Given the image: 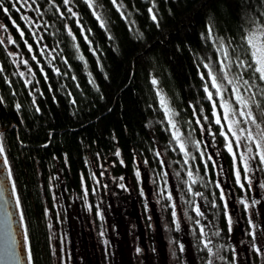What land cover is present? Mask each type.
<instances>
[{"label":"trees","instance_id":"trees-1","mask_svg":"<svg viewBox=\"0 0 264 264\" xmlns=\"http://www.w3.org/2000/svg\"><path fill=\"white\" fill-rule=\"evenodd\" d=\"M117 4L119 10L112 0H96L94 12L86 0H4L9 13L0 10V133L33 264H264V164L250 161L252 186L243 179L248 190L241 189L222 135L235 141L222 104L239 105L227 81H221L228 89L223 101L211 86L207 74L209 68L218 73L222 53L206 27H213V38L229 40L233 61L243 58L241 31L264 21V0ZM236 71L230 69V79ZM158 89L178 113L175 130ZM249 102L264 128V95L256 92ZM231 119L241 120L233 125L241 136L239 146L233 143L239 160L250 146L239 129H257Z\"/></svg>","mask_w":264,"mask_h":264},{"label":"snow or ice","instance_id":"snow-or-ice-1","mask_svg":"<svg viewBox=\"0 0 264 264\" xmlns=\"http://www.w3.org/2000/svg\"><path fill=\"white\" fill-rule=\"evenodd\" d=\"M70 0H64V3H69ZM90 8H93L95 12V3L96 0H86ZM113 5L119 8L121 7L119 4H117V0H112ZM0 10H2L5 14L9 13V8L4 6V0H0ZM19 11V9H16ZM69 11H71L69 9ZM149 12H152V9H149ZM75 15V13H73ZM25 20L28 19V17H24ZM96 19L99 21L101 27L105 26V20L102 18L101 15L96 14ZM151 19L159 23L157 15L153 12L151 15ZM253 27H250L247 30H242L240 35V40L242 41V47H243V58L237 56L235 61L231 59L232 51L229 47V40H226L223 37H220L218 40L213 38V32L214 29L211 25L206 26L207 27V38H212L213 43H219L220 47L217 49L218 52L222 53V57L219 58L218 63L220 65L219 71L216 74H213V71L211 68H209L208 65H205L206 68H209L208 76L211 80V86L216 89V94L220 96L221 100L223 101L224 96L223 92L228 91V89L223 88V85L221 81H227L228 85H231V94L234 95L235 103L236 105H239V107H235L230 102H225L222 104V107L224 109L223 113V120L228 121V129L229 132H231V136L235 137V141L229 138V133L224 132L222 135L225 136V139L227 140V151L232 154L236 167H235V177L237 183H239V186L241 189H245V184L242 182L243 179L247 180V184L249 186V189L252 186V179L247 176V173L253 171V169L250 167V161L251 160H259L260 164H264V128H261L260 124L257 123V117L253 114L252 106L250 104V100L253 96L256 95V92H259L261 95H264V87H261L260 84L253 83L254 78L261 83H264V21H262L260 24H256V22L253 20L251 21ZM13 24L17 27V29L20 31V36L24 37L25 33L23 30L19 28V25L16 24L15 21H13ZM69 34L72 35L71 29L68 30ZM111 39V37H109ZM73 39H75V36H73ZM85 39L87 40V37L85 36ZM3 43V40H0V44ZM12 43H15V41H12ZM25 44H27V41L25 40ZM79 46L77 45V48ZM29 51H31V45H28ZM35 59V57H33ZM80 59L83 60L84 57L81 55ZM26 64L27 61H24ZM236 68V74L233 78H229L230 69L232 67ZM0 71H3L2 68H0ZM245 74H247L248 78L244 79ZM21 76L24 75V73H20ZM202 78L204 77V74H201ZM153 85H158L159 81L155 78L152 79ZM243 89V91H242ZM255 89L256 91H253ZM205 92L207 93V97L210 101L213 100V92L209 91L207 87H205ZM252 93V96H249L248 98H245V93ZM157 95L160 97V106L163 109L165 116L167 118L168 123L171 125L172 129L175 130L177 128V125L174 121V116L178 115L170 106L167 101V98L159 91L157 90ZM3 102V98L0 97V103ZM75 103V101H73ZM213 106L215 107V102L213 101ZM15 107L19 109L21 107L20 104H16ZM257 107H260L259 104H257ZM37 111L39 109L37 108ZM262 116H264V112L261 113ZM239 116L242 118V122L245 125L252 124L255 125V128L257 131L254 133L252 128L244 127L240 128V133H247L243 139L247 142V153L248 155H245L244 153H240L239 160H236L237 152L234 150L233 143L237 146L241 143V136L237 134L236 131L233 130V125H238L241 123V120H234L231 119V117ZM215 123L217 125H222V119L220 114H216L215 117ZM173 136L176 139V141L179 143V147L181 150H185V142L181 139V135L178 133V131H173ZM47 145H45L46 147ZM253 147L255 148L256 152L255 155H252L253 153ZM6 148L5 144L3 142V134L0 133V156L3 157V163L4 165H8V157L5 154ZM159 154V153H158ZM116 155H119V152L116 153ZM187 155V153H186ZM123 163V161H121ZM243 170V177H242V171ZM7 181H11L12 185V197H6L5 192L7 191L6 188V181L0 180V200L4 201V223L7 226V232L6 235L10 232L11 239L10 242L6 241L5 245L2 249H0V258H3L10 262V264H21L22 257L20 255V252L18 250V244L19 242L16 239V233L14 230L11 229V220L14 212L9 210L8 205L12 203L13 197H14V204L16 209H21V199L20 196L16 193V182L13 179V172L12 168L9 166L7 168ZM137 176L140 175L139 171L136 173ZM191 176V173H189ZM121 187H124L121 185ZM260 188H264V184L259 185ZM248 189H245L247 191ZM87 193V188L85 187V194ZM171 195L168 196V199H171ZM242 204L245 205V208L251 207V205L248 203L247 200H241ZM253 204L259 203V201L253 200ZM175 207V205H173ZM225 207H227V204L225 203ZM197 215L203 216L204 214L200 211L199 207H196L195 209ZM20 218H21V224L24 229V244L26 245V251H27V264H33V256H32V250L30 246L29 236H28V228L27 225L23 223L24 221V212L21 209L19 212ZM176 213L173 212V216L175 217ZM100 218L103 219V214H100ZM228 224H229V231H231V224H232V217L231 215H228L227 217ZM198 223V222H197ZM177 228H179V223H177ZM252 231L249 233L253 238L256 237V225L254 223L251 224ZM199 231L202 235L208 236V233L205 232L204 226L201 225ZM103 235V233H101ZM212 235H219L218 232L213 233ZM107 244L108 242L105 241ZM203 246L210 254L215 255L216 253H213L212 248L209 247V245L212 243L210 239H205L202 241ZM180 250L183 251V245L181 244ZM220 247H223L221 245ZM219 250V249H218ZM139 251V249H138ZM255 251L257 253H261V248L256 247ZM208 264H212V261L209 260Z\"/></svg>","mask_w":264,"mask_h":264},{"label":"water","instance_id":"water-1","mask_svg":"<svg viewBox=\"0 0 264 264\" xmlns=\"http://www.w3.org/2000/svg\"><path fill=\"white\" fill-rule=\"evenodd\" d=\"M8 167H9V163L7 166L4 165L3 157L0 156V180L6 181L7 191L5 192V196L12 197L11 181H7V175H8L7 168ZM8 207L10 211L15 213L11 220V229L15 231L16 239L19 242L18 250L22 257L21 264H27V251H26V245L24 244V229L22 227L21 218L19 215V212L21 209H16L15 204H14V197H13L12 203H10ZM3 209H4V201L0 200V249L4 247L6 241L10 242V239H11L10 232L7 235L5 234L7 232V226L4 223L5 218H4ZM23 223L25 224L24 221ZM0 264H10V262L3 258H0Z\"/></svg>","mask_w":264,"mask_h":264}]
</instances>
